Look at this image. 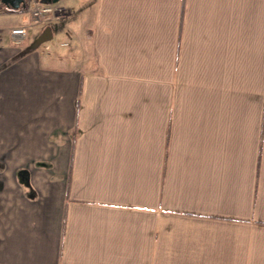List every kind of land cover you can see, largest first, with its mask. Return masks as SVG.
Returning <instances> with one entry per match:
<instances>
[{
  "label": "crops",
  "instance_id": "obj_1",
  "mask_svg": "<svg viewBox=\"0 0 264 264\" xmlns=\"http://www.w3.org/2000/svg\"><path fill=\"white\" fill-rule=\"evenodd\" d=\"M60 6L0 31V264H264V0Z\"/></svg>",
  "mask_w": 264,
  "mask_h": 264
},
{
  "label": "rangeland",
  "instance_id": "obj_2",
  "mask_svg": "<svg viewBox=\"0 0 264 264\" xmlns=\"http://www.w3.org/2000/svg\"><path fill=\"white\" fill-rule=\"evenodd\" d=\"M62 0H55V1H51L50 3L55 5L56 7L60 8L58 10V17L59 16H64V9L60 6ZM14 10L16 12H14ZM14 10H8V9H1L0 11V31H2L1 29L3 28V26L10 24L13 21H21L22 19H26V22L24 25H27L26 29H27V36L30 37L31 42L28 43L27 45L32 46L34 40L36 39V37L38 36V34L42 31V29H44V27L46 26H50L51 30H52V37L44 42H41L40 45H44L47 44L46 42H49L50 44H55L59 49H61L59 47V42L62 40V35H58V33L55 31V28L53 26V21L52 23H50L49 25H34L37 23H33V28L28 26L29 22H30V15L27 12H23L21 13L19 9H14ZM56 13V15H57ZM45 24V23H43ZM39 28L40 32L37 30ZM25 41V40H24ZM24 44V43H23ZM260 62H262V60L259 59H252L249 60V69H248V76H249V82H252L253 84H255V86L257 87V90L260 91V85H261V74H260V69L261 67L259 66ZM40 158V160H42V162L45 163L46 166L49 167V165L51 163H56V161H58V156H56V158L54 157H50L47 154L45 155H38L36 157V159L38 160ZM60 160L63 161V155H61ZM21 175H27V173H23ZM21 179L23 180V182H27L26 180H24V178L21 177ZM27 179H29V176L27 177Z\"/></svg>",
  "mask_w": 264,
  "mask_h": 264
},
{
  "label": "built area",
  "instance_id": "obj_3",
  "mask_svg": "<svg viewBox=\"0 0 264 264\" xmlns=\"http://www.w3.org/2000/svg\"><path fill=\"white\" fill-rule=\"evenodd\" d=\"M56 7L51 3H43L37 0H27L21 12H27L32 22H50L55 16ZM25 27H13L10 35L13 43L20 44L26 37Z\"/></svg>",
  "mask_w": 264,
  "mask_h": 264
},
{
  "label": "water",
  "instance_id": "obj_4",
  "mask_svg": "<svg viewBox=\"0 0 264 264\" xmlns=\"http://www.w3.org/2000/svg\"><path fill=\"white\" fill-rule=\"evenodd\" d=\"M47 2L55 1V0H45ZM2 2L11 9H17L20 5H24V0H2ZM52 37L51 28L49 26H46L36 37L33 45L30 47H35L41 42H44Z\"/></svg>",
  "mask_w": 264,
  "mask_h": 264
},
{
  "label": "flooded vegetation",
  "instance_id": "obj_5",
  "mask_svg": "<svg viewBox=\"0 0 264 264\" xmlns=\"http://www.w3.org/2000/svg\"><path fill=\"white\" fill-rule=\"evenodd\" d=\"M6 7V5L2 2V0H0V9Z\"/></svg>",
  "mask_w": 264,
  "mask_h": 264
}]
</instances>
